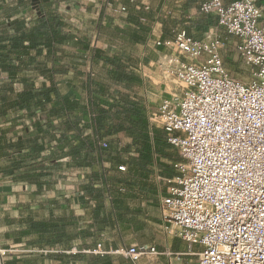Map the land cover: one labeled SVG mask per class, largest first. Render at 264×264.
<instances>
[{
	"label": "built area",
	"instance_id": "1",
	"mask_svg": "<svg viewBox=\"0 0 264 264\" xmlns=\"http://www.w3.org/2000/svg\"><path fill=\"white\" fill-rule=\"evenodd\" d=\"M107 5L119 16L129 12L124 4ZM200 9L215 20L201 37L183 28L164 38L160 22L149 33L146 46L164 50L157 61L166 87L159 101L146 87L153 81L148 65L137 68L153 149V130L159 128L179 154L172 162L177 175L164 178L168 193L159 199L163 231L202 246L190 253L195 260L183 264H264V8L259 0H205ZM220 30L235 37L230 47ZM231 50L241 61L240 72L233 70ZM94 116L90 111L89 124L81 120V126L91 127ZM89 133L100 156L110 143L92 128ZM100 159L104 169L105 157ZM107 199L113 204L111 196ZM117 252L133 264L159 254L150 244L121 246Z\"/></svg>",
	"mask_w": 264,
	"mask_h": 264
},
{
	"label": "trees",
	"instance_id": "2",
	"mask_svg": "<svg viewBox=\"0 0 264 264\" xmlns=\"http://www.w3.org/2000/svg\"><path fill=\"white\" fill-rule=\"evenodd\" d=\"M50 4V1L39 3L40 8L31 26L26 24L24 18L0 25V69L8 74L0 82V123L3 125L0 128V157L16 158L12 165L0 164V171H19L33 164L39 165L45 160L51 162L61 158L82 167H90V181L83 189L89 197L85 204L86 207L91 206L97 227L95 233L81 230L79 234H73L69 230L72 222H39L32 226L40 234L38 241L33 244L47 248L62 246L60 254L49 255L59 256V264H67L72 259H79L87 264H133L125 256H89L84 251L94 248L85 242L78 248V252L68 251H72L74 239L98 238L104 224L121 221L120 214H114V220L111 218L113 212L108 214L106 198L111 196L114 206L120 207L117 201L120 178L111 177L110 172L114 169V164L124 163L125 159L118 155L120 151L117 155L111 154L110 148L97 156L93 136L84 134L80 122L84 120L89 123V112L92 111L95 116L91 121V128L95 134L100 138L113 139L121 132L126 133L131 137V143L124 150L130 152L134 148L138 153L137 157L130 155L134 157L132 160L143 167L151 163L153 144L147 108L145 100L142 96H137L135 89L142 87L143 80L133 61L124 59L120 51L111 54L93 47L85 34H74L69 30L67 20ZM140 18L147 20L144 14L139 16L138 21L134 19L138 28L125 30L108 27L106 31L127 44L142 43L149 34L150 27ZM75 56L86 60V71L81 70V64L75 61ZM27 70L36 71L45 80L36 84V78L27 74ZM72 70L76 76L85 75V102L80 98L63 95L60 90L58 79ZM17 82L24 84L21 91L15 89ZM9 111L15 115L10 126H4ZM23 111L26 116H23ZM38 111L41 114L38 115ZM25 118L31 121L35 129L33 133ZM19 125H22L24 132L21 136L16 130ZM10 132L14 134L15 140L8 139L7 133ZM153 139L155 151L171 158V154L167 152L171 146L166 140L165 132L154 128ZM44 151H49L46 158L42 157ZM103 156L110 165L102 170L100 157ZM43 174L44 172H37L30 178L36 180ZM37 184L40 185V182L37 181ZM122 230L123 228L121 233ZM24 235L23 231L14 235L16 242H22Z\"/></svg>",
	"mask_w": 264,
	"mask_h": 264
},
{
	"label": "crops",
	"instance_id": "3",
	"mask_svg": "<svg viewBox=\"0 0 264 264\" xmlns=\"http://www.w3.org/2000/svg\"><path fill=\"white\" fill-rule=\"evenodd\" d=\"M33 1L0 0V25L9 24L21 18L25 19L28 26L33 25L38 11L34 8ZM49 1L51 7L55 8L73 26H76L75 22L80 23V26L85 23L81 17L82 15L90 19L104 20L107 12H111L107 5L109 1L114 6L127 5L130 11L126 16H117L120 18L112 19L109 17L108 21L104 22L107 24L106 30L108 27L112 29L113 24H118L119 28L125 30L138 28L133 20L137 19L138 21L139 16L142 14L147 17V20L141 21L148 23L150 31L157 22L162 24V33L165 38L173 37L178 30L183 28L190 35L201 37L215 24L213 17L204 14L200 9L201 3L205 0H137L139 2L138 6H134L130 0H41V2ZM223 1L230 3L235 0ZM259 2L264 8V0H259ZM83 4L87 7L88 12L83 9ZM143 4H148L150 9H145ZM67 17H70V19L68 20ZM76 27L81 31L79 26ZM220 33L226 39L229 47L236 41L235 37L227 34L224 30H220ZM148 38L149 34L142 43L132 45L114 38L108 32L104 35L103 40L108 41L109 44H103L105 48L101 49L111 54L120 51L124 59L133 61L137 66L138 61L127 51L130 45L135 47L138 50V55L142 56L151 66L149 71L153 76V89L150 90L149 96L159 101L161 93L157 91L159 84L155 80V76L158 69L157 61L163 56L164 50L147 47ZM231 52L233 51L231 50ZM230 57L232 62L238 59L234 52L230 54ZM239 63L240 65H235V67L242 65L241 61ZM26 72L36 78V84L38 85L45 80L36 71L27 70ZM68 74H71V72ZM7 75V72L0 69V82L7 78ZM65 76H63V79ZM73 77L68 75L67 80H61L60 82L65 83L67 81L66 86L71 85L73 87L75 83ZM23 88L24 84L22 82L15 83L16 91H21ZM139 88H135L136 94L137 96L142 95L145 100L146 93L143 88ZM22 113L23 116H26L24 111ZM14 115V112L9 111L4 126H10ZM25 122L30 126L33 133L35 129L31 121L25 118ZM1 126L3 125L0 123V128ZM21 127L22 125H19L16 128L17 134L20 136L24 134ZM13 135L12 132L7 133L8 139L15 140ZM48 153L49 151H44L42 157L46 158ZM118 155L124 158L125 161L124 163L114 164L110 176L120 178V184L117 185L119 190L117 201L120 207L114 206L113 201L111 206L106 207L108 214L110 211L113 212L111 215L112 220H114V214H120L121 216V221L115 223L118 226L115 230L117 233L112 229L114 226L104 224L101 237H88L84 240L81 238L74 239L72 250L80 248L84 242L89 246L92 245L94 249L98 247L99 243H102L106 249L113 248L114 245L118 247L120 244H124V246L150 244L157 247L159 254L143 256L137 264H183L186 261L195 260L196 256L190 253L199 252L202 249L201 245L190 246L185 241L166 235L164 232L163 236H157V233L163 231L159 199L168 193L169 186L164 178H174L177 175L176 170L173 168V159L160 155L153 149L151 163L143 167L132 160V158L138 156L137 152L125 153L121 150ZM130 155L134 157H130ZM15 160L16 158L13 157H0V164L12 165ZM121 164L127 166L126 170H119ZM106 165L109 166L110 163L107 162ZM37 172H44V174L36 180L30 178ZM91 174L90 167H82L63 158L51 162L45 160L39 165L33 164L21 168L19 171L12 169L9 173L0 171V264H48V257L46 254H42V249L47 247L33 244V242L38 241L40 234L34 231L32 226L39 222H72L69 230L73 234H79L81 230L95 233L97 227L91 206L86 207V192L83 189L84 185L90 181ZM37 181L40 182V185L37 184ZM82 191L85 195L80 193ZM113 209L115 210L113 211ZM22 231L25 233L22 242H16V236L14 235ZM22 247L25 252H28L27 254H13L17 250L20 251ZM55 247L62 251V246L57 245ZM80 263L82 262L79 259H72L69 262V264Z\"/></svg>",
	"mask_w": 264,
	"mask_h": 264
},
{
	"label": "rangeland",
	"instance_id": "4",
	"mask_svg": "<svg viewBox=\"0 0 264 264\" xmlns=\"http://www.w3.org/2000/svg\"><path fill=\"white\" fill-rule=\"evenodd\" d=\"M35 2L36 3L38 2V4H39L41 2V0H34V3ZM82 6L84 7L83 9L86 10V12H88L87 7L84 4ZM59 12H61V11H59ZM78 12L79 13H83L82 11H78ZM111 12H107L104 20H102V19H90L89 17H88L89 18L88 19V18H86L85 16L82 15L81 17H82V19L85 22L82 25L83 27L79 25L80 23H76L75 22L76 26H79L81 31H79V29H77V27L75 25L74 26L73 25H70L69 30H71L74 34H77V35L78 34L86 33L85 35L91 40V44H93L92 45L93 47H96V48H105V46L103 44H105V43L106 44H109V42L103 40L104 35L105 34H108V32L106 31V25L107 24H105L104 22L105 21H108L109 17H111L112 19L113 18H120V17H117L119 15H117L114 12H112V14H111ZM75 14H78V13H75ZM70 17H67L68 20L70 19ZM113 25H114L113 27H118L119 26L118 24H113ZM99 32H100V35H99ZM127 49H129V50H127V51H129V54L131 56H133L138 61L137 62V66H135L136 68H138L139 64H146V65L149 66V69L151 68V66L147 63V61H145V59H142L143 58L142 56L138 55V52H137L138 50L135 47H133V46L130 45V47L127 48ZM75 58H76L75 61L78 62L79 64H81V67H80L81 70L86 71L87 70L86 60L80 59L79 56H75ZM235 65H240V63L238 61H235V60L232 62L233 70H236L237 72H240L241 69H239V66L235 67ZM84 71H82V72L84 73ZM70 72H71V74H66V76H65L64 79H63V77H61L60 79H58V85H59V87L61 89V92L64 95H66V96L80 98V99H82L85 102L86 99H87V91H86V88H85V86L83 84L84 79H85V75L82 74L81 76H75L76 75V74H74L75 71L72 70ZM156 73L157 74L155 76V78H156L155 80L158 81V82H160L159 81L160 80V74H159V70L158 69L156 70ZM68 75L74 76L73 77V80H74L75 83L73 84V87H71V85L66 86L67 84H65V83L67 81L65 83L60 82L61 80L62 81L63 80L64 81L67 80L68 78H66V77ZM162 84L164 85V82L163 81H162V83L160 82V84L158 85L159 88L157 90V91H159L161 93V95L163 94V90L166 89V87L165 86L163 87ZM170 85H171V87H176L177 86V85L175 86L174 83H171ZM146 87L148 88L149 91L152 90L153 89L152 88L153 87V82L152 81H147ZM139 93H140V88H139ZM87 124H89V123L87 122ZM83 129H84V134L85 135H91V133L86 134V132L89 129H91L90 126H87V127L85 126V127H83ZM106 138L109 141V143L112 145L111 147H109L111 149V150L109 149L110 152H111V154L116 155L117 152L118 151H121V150H123V152H125V153H128V152H126L124 150V147L127 144L131 143V137L128 136L126 133L121 132L118 135H116L115 137H113V139L111 137H106ZM167 152L169 154H171V158H173V159H176V158L178 159L179 158V154L177 153V151L174 148L169 147L167 149ZM105 162L107 163V159L106 158H105ZM100 168L103 170V167L102 166H100ZM106 201H107L106 207L111 206V204L109 202V199H107ZM106 225H111V227L114 226V227H112V229L114 230V232L118 228V226H116L115 223L112 225V223L110 221L107 222ZM163 232L164 231L161 230L160 233H157V236H159V237L160 236H163V234H164ZM100 233H101V236H102V232L101 231H100ZM115 233H117V231ZM158 239H160V238H158ZM99 244H101V246H99ZM99 244H98V247L96 249H94V250H85L84 252H87V254H89V256H91L92 254H94V255H97V254H99V255L113 254V255L122 256L124 258V254L117 252V250L121 249V246H124V244H120L118 247L108 248V249L104 248L102 243H99ZM24 250L25 249L22 247L20 249V251L17 250L16 253H13V254H15V255H18V254H27L28 252H25ZM44 250H46V251H42V254H46V256L48 257V261H47L48 264H59L61 262L60 261L61 259L58 258L59 256L58 257H56V256L58 254H60L62 251H60L56 247H49V248H45ZM69 252L70 253L78 252V249L72 250V251H69ZM51 254L56 255V256L55 257H50L49 255H51ZM89 258H92V257H89ZM69 262H67V264H69ZM80 264H85V262H82Z\"/></svg>",
	"mask_w": 264,
	"mask_h": 264
},
{
	"label": "water",
	"instance_id": "5",
	"mask_svg": "<svg viewBox=\"0 0 264 264\" xmlns=\"http://www.w3.org/2000/svg\"><path fill=\"white\" fill-rule=\"evenodd\" d=\"M33 3H34V2H33ZM34 8H36L37 10H39L40 7H39L38 2H37V3H36V2L34 3Z\"/></svg>",
	"mask_w": 264,
	"mask_h": 264
}]
</instances>
